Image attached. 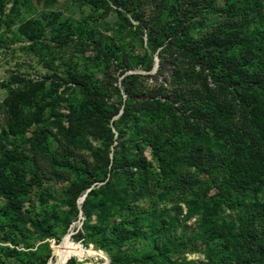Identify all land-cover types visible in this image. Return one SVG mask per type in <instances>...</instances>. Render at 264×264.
<instances>
[{"label":"rangeland","instance_id":"374dc122","mask_svg":"<svg viewBox=\"0 0 264 264\" xmlns=\"http://www.w3.org/2000/svg\"><path fill=\"white\" fill-rule=\"evenodd\" d=\"M214 37L225 46L187 54ZM231 64L259 72V86L222 83ZM127 91L167 98L179 129L157 126V113L119 119ZM10 110L30 121L21 135L8 133ZM212 115L224 137L205 127ZM156 130L196 161L177 181L161 176L147 143ZM0 136L24 168L0 193V264H59L67 253L65 264H264V211L247 192L219 191L241 139L264 158V0H0ZM116 153H141L145 169L116 166ZM125 175L133 195L122 198ZM201 202L219 204L227 237L203 231ZM66 235L68 252L58 246Z\"/></svg>","mask_w":264,"mask_h":264},{"label":"trees","instance_id":"16d2710c","mask_svg":"<svg viewBox=\"0 0 264 264\" xmlns=\"http://www.w3.org/2000/svg\"><path fill=\"white\" fill-rule=\"evenodd\" d=\"M128 0H115L117 5L121 7L127 4ZM34 26L32 22L26 21L24 24L23 33L27 36V38L34 37ZM226 41L222 40L218 37H214L209 41H205V43L201 45L194 46V41L187 46V54L189 51H199L204 54L210 49H219L220 47L225 46ZM228 45L231 46L232 43L227 41ZM193 57L194 54H188ZM159 57L160 64L162 65L163 57L159 52L157 53ZM223 72L221 75L222 83H226L233 88H243L249 78H252L255 87L259 86L260 82V73H256L254 76L248 73V70L243 67H238L235 64L231 65H222L220 68ZM250 76V77H249ZM151 94H146L144 96H140L136 98V94H132V92L127 91V100L123 107V112L119 116V119L124 120L131 117H136V115L147 116L152 115L153 113H157L159 116L158 125L165 126L170 123L171 126L174 127L175 130L179 129L180 120L177 118L175 114V108L172 103L168 102V99L163 97L164 99L160 100L157 98L156 92H150ZM138 95V94H137ZM91 106L98 107L99 102L94 98V96H90L88 98ZM19 102V98H13V103L10 106V109L16 110V104ZM119 111V105L114 108V110L109 114L113 116L117 114ZM11 117L8 121V133L13 136L21 135L25 132L27 127L30 124V121L23 118H17L16 113L10 110ZM153 116V117H158ZM168 122L166 123L165 120ZM152 120V119H150ZM205 127L209 128L213 133L219 135V137H224V132L227 130L225 123L219 119L217 116H209L206 120ZM137 123V122H135ZM135 127L140 130V126L135 124ZM165 133L162 131L156 130L151 131L148 134L147 143L150 145L153 155H155L158 159V168L161 173V176L167 178L168 180L177 181L180 175V172L185 166H196V161L193 159L192 162L188 160V157H185L179 154L178 145L173 140H166ZM204 141L206 138H201ZM7 139L0 136V193L4 196H9L8 191L12 190V188L18 184L20 181L24 180V168L22 164V158L19 152L16 150H9L5 145V141ZM242 145H244L243 149H239L241 154H237V157L230 159V168L227 173V177L223 180L222 186L220 187V194H228L229 191L236 192H247L253 198V204L250 205L257 210L264 211V199H261V196H264V158L258 156L259 147L253 146L248 143L247 140L241 139ZM168 145V146H166ZM192 159V158H191ZM112 162L116 166L123 167H131L139 170L145 169V164L147 163L142 154H136L133 157H130L128 154L124 153H116L112 156ZM108 163V160L106 161ZM128 176L123 177L124 185L121 187V190L124 192L127 191V188L131 186L128 183ZM90 187V182H87L83 185V189H88ZM114 185L105 183L101 190H110V193H113ZM93 193L90 190L87 195ZM116 194H112L114 197ZM133 193L126 192L123 194L122 198H126L128 196H132ZM200 210L198 214L201 218L202 227H204V232L209 235L211 238L223 239L227 237L228 232H230L229 227H223L222 225H217L215 221L217 206L214 203L209 204L208 202H201ZM232 233V232H231ZM74 244L69 241L64 244L65 251H69ZM164 250H168L169 248L164 246ZM64 255V254H63ZM72 258L70 253H67L63 258L60 259L59 264H65V262ZM56 264V260H55ZM69 264V262L67 263ZM113 264H126L124 260H114ZM164 264H193L190 261H186L185 259H170L165 258Z\"/></svg>","mask_w":264,"mask_h":264},{"label":"bare ground","instance_id":"6f19581e","mask_svg":"<svg viewBox=\"0 0 264 264\" xmlns=\"http://www.w3.org/2000/svg\"><path fill=\"white\" fill-rule=\"evenodd\" d=\"M66 241H68V236L67 235L62 238V242L58 245L59 248L63 247Z\"/></svg>","mask_w":264,"mask_h":264},{"label":"water","instance_id":"95a60500","mask_svg":"<svg viewBox=\"0 0 264 264\" xmlns=\"http://www.w3.org/2000/svg\"><path fill=\"white\" fill-rule=\"evenodd\" d=\"M66 263V262H65Z\"/></svg>","mask_w":264,"mask_h":264}]
</instances>
